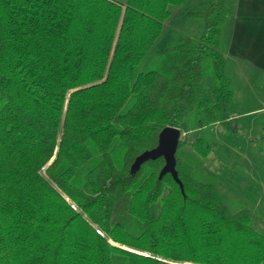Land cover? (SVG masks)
Here are the masks:
<instances>
[{"label":"trees","instance_id":"obj_1","mask_svg":"<svg viewBox=\"0 0 264 264\" xmlns=\"http://www.w3.org/2000/svg\"><path fill=\"white\" fill-rule=\"evenodd\" d=\"M191 1L0 0V264H264L251 210L200 169L232 118V0ZM176 7L202 30L158 50ZM165 126L196 131L183 194L161 157L130 171Z\"/></svg>","mask_w":264,"mask_h":264},{"label":"rangeland","instance_id":"obj_2","mask_svg":"<svg viewBox=\"0 0 264 264\" xmlns=\"http://www.w3.org/2000/svg\"><path fill=\"white\" fill-rule=\"evenodd\" d=\"M202 4L203 0H192L190 6L198 8ZM201 30L200 20L187 19L182 8L176 7L164 21L154 45L162 50L184 37L199 34ZM230 68L226 62V74L233 92L227 114L232 118L208 127L212 148L202 160L201 174L205 178L204 173H210L206 180L210 181L213 176L217 187L245 204L251 210L256 226L264 230V112H249L260 106L256 91L252 88L244 90L245 84L235 78ZM195 133H181L179 139L188 146ZM192 159L188 158L187 162L192 163Z\"/></svg>","mask_w":264,"mask_h":264},{"label":"crops","instance_id":"obj_3","mask_svg":"<svg viewBox=\"0 0 264 264\" xmlns=\"http://www.w3.org/2000/svg\"><path fill=\"white\" fill-rule=\"evenodd\" d=\"M232 5L224 57L244 90L256 91L260 106L249 112H264V0H232Z\"/></svg>","mask_w":264,"mask_h":264},{"label":"water","instance_id":"obj_4","mask_svg":"<svg viewBox=\"0 0 264 264\" xmlns=\"http://www.w3.org/2000/svg\"><path fill=\"white\" fill-rule=\"evenodd\" d=\"M180 135V129L177 127H163L157 134L156 145L139 153L131 163L130 171L134 173L142 163L161 157L164 163L158 172V178H161L166 173L170 174L173 181L178 185L180 192L183 194V185L177 176L175 168V153Z\"/></svg>","mask_w":264,"mask_h":264}]
</instances>
